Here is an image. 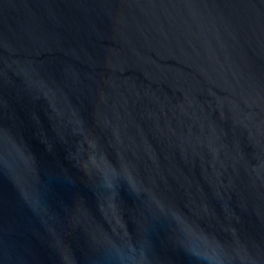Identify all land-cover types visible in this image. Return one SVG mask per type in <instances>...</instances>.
I'll return each mask as SVG.
<instances>
[{"label": "water", "instance_id": "obj_1", "mask_svg": "<svg viewBox=\"0 0 264 264\" xmlns=\"http://www.w3.org/2000/svg\"><path fill=\"white\" fill-rule=\"evenodd\" d=\"M0 264H264V0H0Z\"/></svg>", "mask_w": 264, "mask_h": 264}]
</instances>
